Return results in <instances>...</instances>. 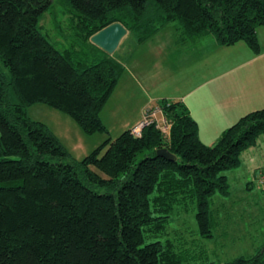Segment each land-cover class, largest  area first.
Listing matches in <instances>:
<instances>
[{
    "label": "trees",
    "instance_id": "trees-1",
    "mask_svg": "<svg viewBox=\"0 0 264 264\" xmlns=\"http://www.w3.org/2000/svg\"><path fill=\"white\" fill-rule=\"evenodd\" d=\"M52 1L0 0V62L10 75L0 73V264H182L175 246L158 240L161 229L194 202L199 236L212 237L210 201L228 197L222 173L238 167L264 134V109L242 116L207 146L187 108L163 100L157 106L167 135L155 123L140 137L130 129L75 161L26 109L43 104L86 135L107 133L100 113L124 68L102 51L91 64L78 59L77 47L58 51L39 30ZM66 1L79 44L115 22L137 44L174 23L183 38L210 34L221 47L242 42L260 50L264 0ZM159 149L175 160L158 157ZM261 263L257 255L224 264Z\"/></svg>",
    "mask_w": 264,
    "mask_h": 264
},
{
    "label": "rangeland",
    "instance_id": "rangeland-1",
    "mask_svg": "<svg viewBox=\"0 0 264 264\" xmlns=\"http://www.w3.org/2000/svg\"><path fill=\"white\" fill-rule=\"evenodd\" d=\"M73 26L72 10L66 0H53L49 9L39 19L41 34L58 51L72 49V46L77 47L78 59L91 64L98 59L101 51L95 49L96 46L91 43L79 44L78 38L74 35ZM173 26L177 30V25L172 23L165 27L168 29L164 32H169ZM176 30L173 29L175 32ZM122 40V46L118 47L110 56L116 61L119 60L124 66L125 53H122L123 49L138 53L141 59H146L152 54L151 51H148V47L137 49L135 37L130 33ZM241 44L244 45L242 42ZM157 61V66L162 69L164 61ZM143 63L146 64L145 61ZM150 65L154 66L151 63ZM155 71L158 73L159 70ZM0 73L10 80L9 72L1 62ZM145 74L151 85L157 87L154 93L155 97L152 98L154 99L153 105L156 104L157 99H160L157 97H170L178 94L175 88L179 85L168 71H160L158 78L153 74L155 78L152 79L149 70ZM246 74V71L241 70L233 73L229 78L235 79L234 83ZM123 80L118 91L113 93L100 113V119L107 129V133L86 135L71 117L43 104L28 107L26 116L30 120L40 122L48 127L68 151L70 157L79 161L106 139H116L125 131V120H134L140 107L148 102V99L135 87H131V91H127L130 94V99L125 101L126 80L125 78ZM156 122L162 133L167 135L169 126L160 113L156 114ZM91 170L101 178H105L95 168L91 167ZM258 170H264V134L259 136L255 146L242 153L238 167L223 171L222 174L225 175L229 184V195L228 197L215 195L210 201L212 237L202 238L199 236L195 220L196 205L193 202L189 203L186 208H179L170 215L165 228L161 229L162 235L158 240L161 242L170 241L175 246L176 253L181 257L182 264H224L236 258H251L257 255L261 259V264H264V191L259 189L253 180V173ZM248 183L252 187L247 186ZM144 234L147 239L146 231Z\"/></svg>",
    "mask_w": 264,
    "mask_h": 264
},
{
    "label": "crops",
    "instance_id": "crops-1",
    "mask_svg": "<svg viewBox=\"0 0 264 264\" xmlns=\"http://www.w3.org/2000/svg\"><path fill=\"white\" fill-rule=\"evenodd\" d=\"M166 26L142 44L135 41L137 49L148 47V51L152 52L148 58L141 59L138 53L123 49L125 66L117 60L124 71L114 92L118 91L125 78V101L130 99L127 91H131V87L137 88L138 92L148 99V102L140 107L134 120H125V131L142 120L145 110L158 108L159 102H180L196 122L200 141L210 146L239 118L252 111L264 109V27L257 28L260 50L255 54L241 42L221 47L210 34L183 38L174 26L169 32H164L168 29ZM122 41L118 47L122 46ZM157 60L164 61L162 69L157 66ZM148 70L151 72V79L155 78L154 75L156 78L160 77V71H168L179 85L175 88L179 95L157 97L160 99L153 105L152 98L155 97L157 87H153L148 81L145 74ZM155 70H159L158 73ZM241 70L247 74L233 83L235 79L232 80L229 76ZM256 172L259 170L253 173V177Z\"/></svg>",
    "mask_w": 264,
    "mask_h": 264
},
{
    "label": "water",
    "instance_id": "water-1",
    "mask_svg": "<svg viewBox=\"0 0 264 264\" xmlns=\"http://www.w3.org/2000/svg\"><path fill=\"white\" fill-rule=\"evenodd\" d=\"M127 35L126 28L119 22L112 23L89 38V42L108 55H112L121 40ZM158 157L174 161L175 156L166 149L156 151Z\"/></svg>",
    "mask_w": 264,
    "mask_h": 264
},
{
    "label": "built area",
    "instance_id": "built-area-1",
    "mask_svg": "<svg viewBox=\"0 0 264 264\" xmlns=\"http://www.w3.org/2000/svg\"><path fill=\"white\" fill-rule=\"evenodd\" d=\"M158 113L161 114V110L159 107L145 110L142 120L136 126L131 128V134L135 137H140L143 128L153 123H155L156 127L158 128V124L156 122V114ZM254 182L259 189L264 190V170L258 173L256 179H254Z\"/></svg>",
    "mask_w": 264,
    "mask_h": 264
}]
</instances>
